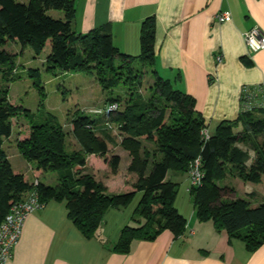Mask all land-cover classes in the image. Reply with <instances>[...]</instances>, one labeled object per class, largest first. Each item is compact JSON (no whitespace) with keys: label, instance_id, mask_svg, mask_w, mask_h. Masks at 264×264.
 Returning a JSON list of instances; mask_svg holds the SVG:
<instances>
[{"label":"trees","instance_id":"obj_1","mask_svg":"<svg viewBox=\"0 0 264 264\" xmlns=\"http://www.w3.org/2000/svg\"><path fill=\"white\" fill-rule=\"evenodd\" d=\"M52 9L62 11L63 17L48 14ZM76 13V0H0L2 77L6 79L16 70L18 54L4 48L11 41L21 44V52L30 47L36 57L50 44L44 62L50 72L94 74L101 88L111 92L107 102L120 107L108 116L124 135L120 144L131 157L128 172L137 179L133 191L110 193L106 184L85 173V168L87 157L94 154L105 158L113 174L118 173L121 156L107 157L113 137L101 128L99 119L78 115L71 121L70 132L80 149L67 150L69 132L52 116L40 124H29L28 136L17 141L19 153L33 169L58 175L54 185L40 181L41 201L45 205L52 200L64 202L68 218L91 239L110 209L128 208L141 193L131 224L122 227L112 247L129 253L135 241L155 240L164 230L176 237L186 232L188 219L176 206L179 183L167 175L170 170L188 173L191 161L200 156L203 183L189 188L197 219L212 221L218 231L227 232L230 240L244 241L250 251L259 248L264 243V201L253 206L249 199L229 198L234 188L223 182L228 175L253 183L263 179L264 102L256 99L260 93L247 108L245 92L239 117L220 121L205 141L201 130L208 124L196 109L195 98L177 89L174 81L162 77L156 68L154 15L142 22L140 53L131 55L115 45L107 26L78 32ZM31 72L40 76L39 69ZM39 89L43 90L41 84ZM115 89L118 94L113 95ZM258 89L264 95V84ZM23 111L28 110L10 102L8 87H0V225L11 206L33 188L29 177L14 169L4 148L5 139L13 132V118Z\"/></svg>","mask_w":264,"mask_h":264},{"label":"crops","instance_id":"obj_2","mask_svg":"<svg viewBox=\"0 0 264 264\" xmlns=\"http://www.w3.org/2000/svg\"><path fill=\"white\" fill-rule=\"evenodd\" d=\"M76 7L74 27L78 32L107 26L115 45L131 55L140 53L142 22L154 15L157 70L174 81L177 89L195 98L196 109L211 133L220 121L236 120L243 109L245 92L259 90L264 84V49L250 53L244 36L253 28L264 33V0H76ZM224 11L231 13L230 21L218 20ZM263 96L260 92L257 101L264 102ZM125 151L115 154L123 157ZM250 153L254 156L252 150ZM95 156L87 157L88 166ZM126 156L128 167V151ZM99 164L104 171L109 169L105 158ZM32 169L29 162L21 170L31 182L36 171L43 173ZM118 172L108 181L114 187L122 184L133 191L136 175L128 173L133 177L123 181ZM186 174L189 192L190 178ZM172 176L182 181L185 175L176 172ZM167 178L171 179L169 173ZM105 184L109 190L111 186L107 181ZM223 184L234 188L229 198H246L253 206L264 201V176L260 183H253L228 175ZM181 213L190 217L183 235L176 237L164 230L155 240H137L129 253H119L112 247L123 227L115 214H123V209L106 213L97 232L101 241L83 236L68 218L65 203L52 200L28 216L8 264H264V243L250 251L244 241L230 240L227 232L218 231L211 221L201 222L188 208ZM109 217L115 218L114 224Z\"/></svg>","mask_w":264,"mask_h":264},{"label":"rangeland","instance_id":"obj_3","mask_svg":"<svg viewBox=\"0 0 264 264\" xmlns=\"http://www.w3.org/2000/svg\"><path fill=\"white\" fill-rule=\"evenodd\" d=\"M48 14L55 18L63 17V12L60 10L52 9L48 11ZM4 48L12 53H17L18 56L16 58V70L12 75L9 77L7 76L5 79L2 77V71H0V87H4L5 85L8 87L9 99L13 105H22L28 110L26 112H21L17 117L13 118L14 125L12 135L4 141V148L10 155L11 161L18 171L26 168L29 162L20 155L17 141L28 136L29 124H40L52 116H55L64 124L66 131L69 132L66 140L67 150L80 149L79 143L76 142L74 136L70 132L72 127L71 121L78 115H88L92 118L99 119L101 128H104V130L113 137L114 142L109 144L111 150L107 157H110L116 152L125 151L122 150L120 144L124 135L119 130L118 126L109 120L108 116L110 104L107 102V98L111 95V92L101 88L94 74L85 72L62 73L60 71L53 73L48 71L44 62L47 54L51 50L50 44L45 47L44 53L39 57L35 56L30 47H27L21 52L22 47L18 42L11 41L5 45ZM32 69H39L40 76L32 75ZM39 80L40 83L38 84ZM40 84L43 86V90L39 89ZM116 90L117 89L113 91V95L118 94ZM96 110L102 112H96ZM109 124H111L112 127H110ZM105 127H108V129ZM97 132L101 135L100 130ZM126 151L122 152L123 157L121 158L123 161H121L119 167V178L123 179V181H129V179L133 177L130 175H134L133 173L130 175L128 174ZM103 158L104 157H102V159ZM100 159L101 156L98 155L95 156V160L91 158L90 165H87L85 168V173L92 174L97 180L104 183L107 181L108 185L112 188L109 189L110 193L128 192L127 189H124V185L119 184L114 187L113 183L108 181L110 176L114 174L111 172L110 166L107 171L103 170L101 164H99L100 162L102 163V159ZM97 161L100 162L98 163ZM36 173L43 183L53 185L57 183L58 175L56 172L43 171V173H40L36 171ZM174 173L176 172L172 170L169 171V175L173 181L177 180L172 176ZM28 174L31 177L33 176L31 170H29ZM180 174H184L185 176L182 181L177 180L179 181V191L176 199V206L181 212H183L185 208H188L190 214L191 212L195 213L193 198L186 189L188 176L186 173ZM140 197L141 193H138L131 205L123 209V214H115V216L119 217L120 225L122 224V226H125L131 222L132 211L138 204ZM121 216L124 219H121ZM110 218H112V220L109 222L114 224L115 218L109 217V219ZM189 218L188 216V221ZM117 225H119V223H117ZM98 235L99 234H97L95 238L101 240Z\"/></svg>","mask_w":264,"mask_h":264},{"label":"built area","instance_id":"obj_4","mask_svg":"<svg viewBox=\"0 0 264 264\" xmlns=\"http://www.w3.org/2000/svg\"><path fill=\"white\" fill-rule=\"evenodd\" d=\"M217 18L219 21L225 22L230 21L232 16L229 11H224L219 13ZM244 36L250 53H255L264 49V33L259 28L251 29L246 32ZM217 59L221 61L222 57L218 56ZM259 93L260 90L246 91L247 108L254 105L255 96ZM118 107L117 103L111 104L109 112L116 111ZM96 112L102 111L96 110ZM109 126L112 127L111 124H109ZM208 127L209 126L203 127L201 130L202 139L205 141L209 140L211 137V132ZM201 166L200 156L191 161L188 171L190 187H199L202 185L205 173ZM32 184L33 188L26 194L24 199L11 206L9 213L0 225V264H8L13 257L14 248L21 238L28 216L45 207V203L41 201L38 191V186L40 184L39 176H35Z\"/></svg>","mask_w":264,"mask_h":264}]
</instances>
